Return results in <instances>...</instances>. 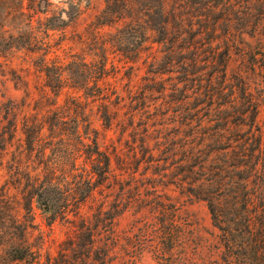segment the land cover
I'll return each instance as SVG.
<instances>
[{"label": "trees", "instance_id": "obj_1", "mask_svg": "<svg viewBox=\"0 0 264 264\" xmlns=\"http://www.w3.org/2000/svg\"><path fill=\"white\" fill-rule=\"evenodd\" d=\"M9 14L5 9L0 17L2 35H7ZM98 19V26L115 30L112 42L127 61L139 59L147 43L159 49L146 66L138 95L114 99V106L103 94L89 100L104 130L119 124L125 153L121 147L106 152L94 128L85 137L77 130L66 135L69 116L65 104H57L66 87L60 74L65 68L41 65L44 87L55 99L54 115H47L43 125L35 120L20 125L17 157L10 163L5 157L16 129L0 132V169L5 174L0 185V264L42 263L45 237L35 213L48 230L63 223L74 232L59 261L45 253V264H108L106 242L114 239L104 243L98 231L102 210L95 224L80 212L115 177L114 164L119 176L130 180L125 192L131 196L110 217V227L132 204L140 212H158L163 218L155 234L158 264H264V126L258 122L264 97L252 89L255 85L257 92H264V72L255 83V75L228 73L235 37L255 41V48L246 51L253 64L264 59V0H105ZM53 30L47 27L46 33ZM21 49L33 53L29 44ZM10 51H0V58L6 59ZM54 70L56 82L48 80ZM8 74L13 76L12 71ZM97 78L76 83L77 90L90 86L99 91L103 76ZM123 106L128 112L122 117ZM47 133L63 147L57 159L41 147ZM70 143L80 148L69 151ZM137 175L164 179L163 186L172 187L179 197L203 203L217 233V255L188 253L189 231L177 204L165 208L149 203L143 193L156 187L137 183Z\"/></svg>", "mask_w": 264, "mask_h": 264}, {"label": "rangeland", "instance_id": "obj_2", "mask_svg": "<svg viewBox=\"0 0 264 264\" xmlns=\"http://www.w3.org/2000/svg\"><path fill=\"white\" fill-rule=\"evenodd\" d=\"M104 5L105 0H7V4L0 0V17L5 9H9L10 13L5 25L8 30L7 35H2L0 30V51L12 50L13 52L10 51L6 59L0 58V132L7 133V130L12 127L16 129L11 146L7 148L5 161L10 163L17 157L22 123L35 120L37 124L43 125L44 122L46 124L47 122L43 119L49 114L53 116V112L57 110L53 105L55 99L44 87L45 78L39 71V67L46 64L65 68V71L60 74L66 81V87L58 97L57 104L59 106L65 104L64 110L69 116L65 126L66 135L70 137L77 130L81 137H85L87 131L94 128L106 152L110 153L115 147H121L125 153L123 143L120 142L119 124L114 123L110 130H104L97 121L96 109L92 108L89 100L95 95L103 94L110 101V105L114 106V99H128L138 95L146 66L152 59L158 57L159 49L156 45L147 43L143 45L139 59L136 61L124 59L116 52L117 44L112 42L113 38L110 36L116 33L115 30L98 26V18ZM60 19L65 24H62ZM47 27H53L54 30L46 33ZM261 33H264V25ZM234 40L235 46L232 49L228 73L231 75L244 71L250 78L255 75L254 80H251L253 83L262 81L264 59L257 58L258 61L253 64L247 53L255 48V41L247 37H243L241 41L240 38L235 37ZM27 44L34 54L22 51L21 48ZM132 49L134 50V47ZM241 51L246 53L243 57L239 56ZM102 66L104 70L100 74ZM9 71L13 72V76L8 74ZM55 73L56 70L51 73L49 81L56 82L58 76ZM60 74L59 79H61ZM101 75L103 79L98 83L99 91L91 89L90 86L84 92L77 90L79 86L76 83L89 81V76L98 79L97 77ZM252 89L254 94L261 93L264 97V92H257L259 87L253 85ZM114 109L119 108L115 106ZM126 112L128 108L123 106L120 115L123 117ZM120 115L118 120H121ZM74 120L76 122H73ZM258 122L264 126V107L259 110ZM49 144L50 147H48ZM70 145L69 151L80 148L77 143L75 145L70 143ZM41 147L48 148L47 153L53 159H57L63 150L62 145L52 139L49 133L42 138ZM27 165L36 166L32 163ZM114 168L117 171L115 177L110 179L106 187L89 198L81 208L80 216L89 219L91 224H95L94 217L98 215V210H102L98 220V231L102 233L103 240L114 239L113 243L103 241L110 245L108 264H158L154 251L155 234L156 228L163 220L157 216L158 212L155 214L140 212L139 206L132 204L126 213L114 220L110 227V217L124 209L128 196H131L125 192L130 180L126 176L124 178L119 176L118 167L115 164ZM4 176V172L0 169V185L3 183ZM135 181L156 187L143 193L146 197H150L149 203H162L165 208H169L172 202L177 204L179 218L189 231L186 238L188 253L217 255L219 248L217 233L211 226L203 203H190L185 198L179 197L172 187H164L166 180H161L159 177L143 180L137 175ZM164 219L166 220L167 217ZM35 222L45 237L40 264H45V253L55 263L58 262L61 253L67 249L66 242L74 236L73 229L59 223L48 230L40 221L38 213H35ZM36 235V233L33 234V243L36 242Z\"/></svg>", "mask_w": 264, "mask_h": 264}]
</instances>
